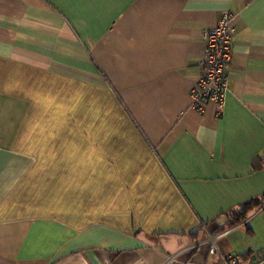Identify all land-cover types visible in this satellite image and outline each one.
Listing matches in <instances>:
<instances>
[{"label": "crops", "instance_id": "obj_1", "mask_svg": "<svg viewBox=\"0 0 264 264\" xmlns=\"http://www.w3.org/2000/svg\"><path fill=\"white\" fill-rule=\"evenodd\" d=\"M234 14L223 107L193 105ZM264 0H0V264H264Z\"/></svg>", "mask_w": 264, "mask_h": 264}, {"label": "built area", "instance_id": "obj_2", "mask_svg": "<svg viewBox=\"0 0 264 264\" xmlns=\"http://www.w3.org/2000/svg\"><path fill=\"white\" fill-rule=\"evenodd\" d=\"M234 17V14L224 13L217 23L206 27L203 31L202 71L196 86L190 92L193 105L201 109L207 103L218 107H223L225 104L228 93L226 70L229 66V52L235 32ZM208 254L217 257L218 264H247L241 255L222 254L215 243L209 246Z\"/></svg>", "mask_w": 264, "mask_h": 264}, {"label": "trees", "instance_id": "obj_3", "mask_svg": "<svg viewBox=\"0 0 264 264\" xmlns=\"http://www.w3.org/2000/svg\"><path fill=\"white\" fill-rule=\"evenodd\" d=\"M263 202L264 199H253L249 202L241 204L235 210H231L226 214L227 216H230V221H228L229 223H227V226H234L242 223L249 215H251V213L257 211L263 205Z\"/></svg>", "mask_w": 264, "mask_h": 264}, {"label": "rangeland", "instance_id": "obj_4", "mask_svg": "<svg viewBox=\"0 0 264 264\" xmlns=\"http://www.w3.org/2000/svg\"><path fill=\"white\" fill-rule=\"evenodd\" d=\"M220 252H221V251H220ZM215 264H218V261H216Z\"/></svg>", "mask_w": 264, "mask_h": 264}]
</instances>
